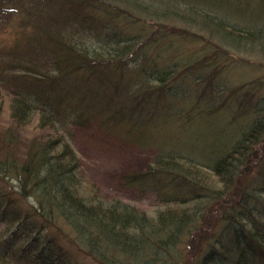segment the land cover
Here are the masks:
<instances>
[{
  "label": "trees",
  "instance_id": "16d2710c",
  "mask_svg": "<svg viewBox=\"0 0 264 264\" xmlns=\"http://www.w3.org/2000/svg\"><path fill=\"white\" fill-rule=\"evenodd\" d=\"M16 11L23 13L20 42L0 49V68L10 71L16 94L9 102L11 127L0 134V222L22 230L21 239L32 236L24 248L29 254L39 250L37 264H54L66 254L73 259L69 244L101 264H239L242 251L245 264H264V213L235 198L234 182L250 153L264 156V106L256 104L259 116L229 151L209 162L212 171L192 156L162 150L147 172L124 177L134 185L165 176L188 191L164 194L166 205L154 214L105 199L82 174L66 134L74 124L99 119L147 142L151 121L175 108L177 96L167 91L178 67L170 63L177 60L178 40L198 36L191 28L233 46L257 45L264 34L235 29L177 0H0L3 18ZM125 21L133 24L125 23L128 30L120 25ZM151 24L161 27L150 30ZM153 50L172 56L160 66ZM186 61L177 65L192 69L201 63ZM250 187L264 195V180ZM244 218L248 226L242 230ZM211 227L212 243L190 255L188 239L201 241ZM176 249L184 254H174ZM10 261L17 264L0 253V264Z\"/></svg>",
  "mask_w": 264,
  "mask_h": 264
},
{
  "label": "rangeland",
  "instance_id": "374dc122",
  "mask_svg": "<svg viewBox=\"0 0 264 264\" xmlns=\"http://www.w3.org/2000/svg\"><path fill=\"white\" fill-rule=\"evenodd\" d=\"M177 1L194 4L209 11L235 29L256 35L263 31L264 34V0ZM22 16V12L16 11L11 14V18H3L0 13V49L20 42L19 26ZM127 22L120 24L122 28L125 26L124 30L129 29L125 23L133 25ZM167 24L175 27L171 26L172 23ZM150 27V30L159 29L161 25L151 24ZM29 29L28 26H23V30ZM191 29L198 36L188 42L179 43L178 40L175 44L181 45L179 53L173 55L177 60L170 62L178 66L173 70L171 77L175 78L169 80L170 87L167 91L174 97L177 96L172 100L175 108L168 113L156 115L151 121V134L147 142L133 140L127 131L117 130L99 119H92L81 125L74 124L71 126V133H66L78 155L82 174L87 181L99 188L100 194L107 200H119L139 211L154 214L161 205L164 194L175 191L166 184L169 178L156 177L154 184L149 182L150 190H145L147 183L128 185L124 177L135 172H147L154 157L162 150L211 162L226 146L234 143L241 136L245 126L252 121V117L242 105L256 102L260 108L264 106V48L261 47L264 46V37L259 38L261 42L257 45L248 42L247 46H233L223 40L214 43L207 33L196 28ZM128 32L126 31V34ZM160 51L157 54L153 50L152 53L158 58L156 64L164 66L163 60H168L172 54L160 56ZM168 51L164 50L162 53ZM178 59L182 63L186 59L188 61L185 63L198 59L201 63L198 68L185 69V65H177L180 64ZM5 71L8 74H3ZM9 73L7 68H0V94L5 99L2 106L0 105V134L3 126L6 129L11 127L9 102L16 95L13 86L8 84ZM212 90L213 94L210 92ZM210 100L211 103L208 104ZM219 108V111H213ZM256 116H259V112ZM21 129L27 136L33 134L31 128ZM261 148L258 150L261 151ZM212 180L215 182L217 179L213 177ZM263 180L264 161L251 175L249 183L257 185ZM178 192L188 191L179 189ZM14 226H6V223L0 222V250L4 248L3 242H9L14 246L12 250L15 257L23 256L27 259L26 264H37L35 257L38 256L39 250H32L31 254L22 252L23 247L32 240V236L21 239L22 230L15 231ZM211 230L212 227L204 230L206 236L201 241L196 235L188 239L192 246L190 255L195 254L198 248L207 246ZM62 242L65 247L67 242ZM69 245L67 246L72 248L70 253L74 255L73 259L67 254L60 255V260L54 261V264H101L91 256L77 251L72 244ZM177 253L184 254L179 249Z\"/></svg>",
  "mask_w": 264,
  "mask_h": 264
},
{
  "label": "bare ground",
  "instance_id": "6f19581e",
  "mask_svg": "<svg viewBox=\"0 0 264 264\" xmlns=\"http://www.w3.org/2000/svg\"><path fill=\"white\" fill-rule=\"evenodd\" d=\"M232 144L233 143H231L228 147H225L223 152L224 151H229L230 146ZM193 160L197 164H199L200 167H202L204 169H207L209 171H212V169L211 170L209 169V165H208L209 162L208 161H206V162L200 161V160H198V159H196L194 157H193ZM257 161H258V157H256V155L250 153V161L246 162V159H245L243 161V163L239 164V166H240L239 168L241 169V172L238 174V176L234 180L235 184L237 185V187L235 189V198L240 200V201L245 200V205L244 206L247 209L255 211L258 215L262 216L263 213H264V195L255 194L252 191V189L250 187V183H249V179H250L251 175L255 172V170L257 168ZM236 165H238V164H236ZM154 181H155V177L149 178V182H153L152 184H154ZM149 182L147 183L148 185L145 187V190H148V189L150 190ZM182 185H183V183H182ZM184 186H187L189 188L190 184H189V186L184 184ZM254 197H256V198L260 197V200H258L259 202L252 201ZM164 200H165V197L163 196L161 198V201H162L161 205L158 208H161V207L163 208V206L166 205ZM227 201H229V200H227ZM227 201H225L224 203H226ZM224 203L218 204V206H220V205H222ZM134 208L137 209L136 207H134ZM229 208H230L229 205L225 206V210L229 209ZM140 212H144V211H140ZM243 223H244V225L242 227V230L244 229V227L248 226L246 218L243 219ZM263 232H264V230H263ZM185 239H187V238H185ZM209 243H212V241L210 240L208 242V244ZM179 249H180V247H179ZM174 254H177V249H176V252ZM238 262H239V264H245V256H244L243 251L241 253V258L238 260Z\"/></svg>",
  "mask_w": 264,
  "mask_h": 264
}]
</instances>
